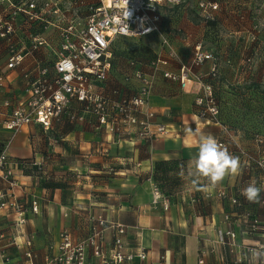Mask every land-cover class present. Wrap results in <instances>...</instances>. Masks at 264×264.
<instances>
[{
    "label": "crops",
    "instance_id": "obj_1",
    "mask_svg": "<svg viewBox=\"0 0 264 264\" xmlns=\"http://www.w3.org/2000/svg\"><path fill=\"white\" fill-rule=\"evenodd\" d=\"M209 1L217 4L216 9L187 3L172 10L161 8L156 30L143 37H118L110 44V67L103 84L117 87L122 96L133 94L137 88V83L125 77L137 68L147 69L152 59H166L167 65L161 68L172 74L185 67L183 87L178 80L165 78L160 70L154 73L147 106L155 112L153 121L167 127L166 136L115 141L86 122L70 121L67 111L53 119L48 130L37 123L28 124L14 135L8 150L9 158L18 162L13 170L17 185L12 191L25 208L26 219L16 225L14 208H0L3 252L12 261L22 256L25 240L29 239L35 264H47L46 256L57 252L61 231H70L77 238L89 232V213H101L123 226L120 238L125 252H145L144 258L134 257L121 264H196L201 257L209 264H232L243 257L238 245L264 242L263 230L250 234L244 227L252 216L264 222V193L259 202H249L241 194L255 175L248 161L232 150L242 143L254 149V144L245 140L251 137L250 132L234 124L227 110L237 104L230 92L243 87L255 91L259 85L250 80L253 66H241L254 55H237L233 44L227 43L235 35L248 37L250 26L262 20L264 13L260 8L256 14L251 12L254 0ZM255 3L259 5V0ZM27 24L21 15L23 46L34 34L46 41L55 40L48 35V26L44 33L38 32L39 27L31 34ZM261 34L264 31H259L260 38ZM57 45L52 44L54 50ZM50 46L45 47L47 54ZM197 51L210 58L198 60ZM5 55L0 48V70H4ZM38 56L37 51L26 55L9 74L2 99L19 92L24 72L35 77L36 66L41 62L44 65ZM260 65L258 71L264 75V65ZM200 81L211 83L214 91L220 89L225 95L218 124L200 115L201 107L194 103ZM72 104L70 110L79 106L75 101ZM9 109L0 105V119ZM221 125L229 127L231 134L226 136L229 131H223ZM200 132L223 141L226 149L239 158V175L225 177L214 186L203 178L199 184H192L188 173L198 151ZM8 135L0 127V145ZM155 186L168 200L167 208L163 198L153 200ZM6 187L0 177V189ZM219 191H224L226 197L218 196ZM230 196L240 205L232 204ZM33 201L37 203L36 212L31 210ZM230 230L235 232V244L226 234ZM114 234L115 230L107 228L105 240L110 242ZM0 264H4L1 259Z\"/></svg>",
    "mask_w": 264,
    "mask_h": 264
},
{
    "label": "built area",
    "instance_id": "obj_2",
    "mask_svg": "<svg viewBox=\"0 0 264 264\" xmlns=\"http://www.w3.org/2000/svg\"><path fill=\"white\" fill-rule=\"evenodd\" d=\"M182 0H98L89 6L90 13L82 24H72L70 21L60 30L62 51L49 66L37 65L34 78L23 73L22 85L18 93L2 99L1 93L7 87L6 80L16 67L21 65L26 57L40 46H49L45 38L34 34L29 43L23 46L21 15L27 21L39 19L44 26L55 25L54 22L43 20L42 8H51L50 0H0V48L6 55L3 60L4 70H0V105L10 107L4 118L0 119V127L9 132L6 141L0 145V177L7 187L0 189V208H14L17 218L16 225L25 222V208L17 201L12 189L17 185L13 170L18 162L8 156L10 143L14 135L28 124H39L48 130L53 119L67 111L72 122H86L91 128L109 136L112 140L161 138L168 134L164 123L153 121L155 112L149 109L148 96L153 87V77L157 70L165 78L178 80L185 85V67L178 74H172L161 67L167 65V60L161 57L152 59L147 69L137 68L126 81L133 80L137 88L133 94L122 96L117 87L107 88L103 82L107 78L110 67V44L118 37H143L158 27L160 8L165 4L178 5ZM203 9H216L215 2L198 0ZM209 15V14H207ZM54 53L56 51L54 50ZM196 58H210V55L197 51ZM134 65L133 62H131ZM215 70V67L212 68ZM9 81V80H8ZM78 108L70 110L73 102ZM194 103L200 106V115L207 116L219 123V105L209 82L200 81V86ZM222 126V125H221ZM227 132L228 127L222 126ZM261 140V139H259ZM219 143L225 146L223 141ZM256 167L263 171V176L254 181L257 187L264 189V157H248ZM248 161V160H246ZM250 164V161L248 162ZM253 183V182H251ZM153 200L163 198V205L168 207V200L160 194L157 186L153 189ZM218 196L225 198V192L219 191ZM232 204L240 205L237 198L230 196ZM31 210L37 211V203L32 202ZM89 219L88 233L83 238L74 237L69 231L60 233L56 244L57 252L46 256L47 264H91L96 259L100 264H121L134 257L142 259L145 252H124L120 235L124 233L123 226L109 221L103 214H87ZM229 219L228 215H225ZM247 233L264 231V222L251 217L245 222ZM111 228L115 234L110 242L105 240V230ZM230 242L234 243L235 232L226 233ZM0 232V259L4 264H35V254L30 249V240H25L26 249L22 256L12 261L3 252ZM14 244V238H11ZM16 244V243H15ZM242 252L241 258L232 264H264V242L257 244L238 245ZM196 264H208L202 257Z\"/></svg>",
    "mask_w": 264,
    "mask_h": 264
},
{
    "label": "rangeland",
    "instance_id": "obj_3",
    "mask_svg": "<svg viewBox=\"0 0 264 264\" xmlns=\"http://www.w3.org/2000/svg\"><path fill=\"white\" fill-rule=\"evenodd\" d=\"M50 1H51L50 3L51 8H43V10H41L43 4L41 2L37 3L39 10L43 12L42 15L43 20L49 22L55 21V25H53L54 27L48 25V35H51L53 38H55V40L53 39L54 42L52 41V39H50L53 43L49 41V38L47 39L48 43L51 44L50 47H52V49H49L50 53L47 54L45 52L46 49L45 47L47 46H40L37 50H35L39 52L41 61L44 62V65L46 64L45 66L52 64V62L57 58V55L62 51L60 30L65 28L70 21H72V24H78V23L82 24L85 21L86 16L89 15V13L91 12L89 6L92 5V3H96L98 0H50ZM204 1L208 2V0L207 1L204 0ZM254 1L256 2L257 0ZM255 2H253V5H251L252 7L251 12L256 14L257 8L258 9L260 8V13L261 10L264 13V0L261 1L259 0V5H257ZM186 3L192 7L195 4L198 5V0H182L180 4H178L179 6L165 4V6L161 8L172 10L173 8L175 9L177 7L185 5ZM41 23L43 22L39 19L38 20L34 19V21H28L27 25L30 33L34 34L35 30H38L39 27L40 29L38 30V32L42 31L44 33V30H47L46 29L47 27H43L44 26L43 25L42 26L43 30H42V27L40 25ZM250 27H251L250 29L251 32L249 33L248 37L246 35L245 38L243 36L238 37L239 35H235L236 37L234 38V40L231 39L230 41H228L227 44L229 43L233 44L235 53L237 55L244 53L247 56L250 55L251 53L254 55L252 60L249 59L248 62L244 61L241 64V66H243V68L245 67V65L253 66L252 72L254 76L250 80L253 83L259 84L258 89L256 88L255 91H252L247 89L246 87H243L241 88V90H238L237 92H235V90L233 92H230L231 94L235 95L234 99L235 102H237V104H235L234 107H228L227 110L230 116H233V118H231V121L234 124H237V126H243L244 128H246L247 131L250 132L251 137L245 140L249 143H253L254 149L248 148L251 144H245L244 146V144L242 143V145L240 146L238 145L236 146L235 149L232 150L241 159L244 157L246 160H248V162L250 161V168L252 169L255 175V178L253 177V180L252 179L251 180L258 181V178H261L263 176V171L260 168L256 167L254 162L247 158V155L241 152L242 151L245 152L246 154H248V157L250 156L253 157L254 159L255 158L257 159V157H264V100H263L264 89L261 88V86H264V83H262L264 82V75H262L261 71H258L261 69L260 63L264 65V36H263L264 34L263 35L261 34L262 35L261 38L258 36L259 31H264V18L262 20H255V24ZM214 30L217 31V29ZM208 42L210 43V38L208 39ZM52 44L57 45V47L55 48L56 53H54V46H52ZM40 65H42V62L40 63ZM228 73L229 72L227 71V74ZM215 91H214V95L215 96L217 95L216 97L218 99V104H219V110H220L219 119H220V116L222 114L221 103L224 101L223 97L225 95H223L224 93L220 89H218V93L217 90ZM228 131L229 132L227 134L225 133L226 136L231 134L229 127H228ZM260 133L262 136H255V134H260ZM231 144H232L231 146H235V143H231ZM255 146L257 148H255ZM245 148H247L251 152H249ZM163 175L164 174H162L161 177H163ZM262 192L264 193V191ZM93 260L94 259H92L91 264H94V262H99L96 259L94 261Z\"/></svg>",
    "mask_w": 264,
    "mask_h": 264
},
{
    "label": "clouds",
    "instance_id": "obj_4",
    "mask_svg": "<svg viewBox=\"0 0 264 264\" xmlns=\"http://www.w3.org/2000/svg\"><path fill=\"white\" fill-rule=\"evenodd\" d=\"M198 151L189 170V178L193 185L207 180L213 186L222 182L225 177L239 175L242 166L238 157L231 154L215 137L198 133ZM264 189L253 182L244 188L241 194L249 202H259Z\"/></svg>",
    "mask_w": 264,
    "mask_h": 264
},
{
    "label": "bare ground",
    "instance_id": "obj_5",
    "mask_svg": "<svg viewBox=\"0 0 264 264\" xmlns=\"http://www.w3.org/2000/svg\"><path fill=\"white\" fill-rule=\"evenodd\" d=\"M105 1V4L109 1V0H104Z\"/></svg>",
    "mask_w": 264,
    "mask_h": 264
},
{
    "label": "trees",
    "instance_id": "obj_6",
    "mask_svg": "<svg viewBox=\"0 0 264 264\" xmlns=\"http://www.w3.org/2000/svg\"><path fill=\"white\" fill-rule=\"evenodd\" d=\"M213 92H214V89H213ZM217 98V97H216ZM217 102H218V99H217ZM219 105V104H218Z\"/></svg>",
    "mask_w": 264,
    "mask_h": 264
}]
</instances>
